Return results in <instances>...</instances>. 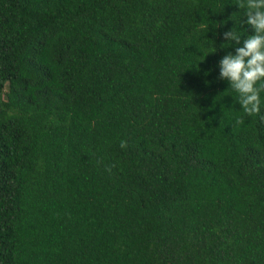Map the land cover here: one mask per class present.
<instances>
[{
  "label": "trees",
  "instance_id": "1",
  "mask_svg": "<svg viewBox=\"0 0 264 264\" xmlns=\"http://www.w3.org/2000/svg\"><path fill=\"white\" fill-rule=\"evenodd\" d=\"M235 3L0 0V264H264Z\"/></svg>",
  "mask_w": 264,
  "mask_h": 264
},
{
  "label": "clouds",
  "instance_id": "2",
  "mask_svg": "<svg viewBox=\"0 0 264 264\" xmlns=\"http://www.w3.org/2000/svg\"><path fill=\"white\" fill-rule=\"evenodd\" d=\"M235 4L245 9L242 23L250 26L252 33L243 40L242 46L235 48L234 54L227 53L218 61L219 79L227 80L238 94V103L246 116L259 115L264 121L260 99V93L264 92V0H236ZM222 36L225 41L241 44L240 35L233 29L223 32ZM235 123L243 124L244 117H238ZM126 146L127 142L122 140L120 147Z\"/></svg>",
  "mask_w": 264,
  "mask_h": 264
}]
</instances>
